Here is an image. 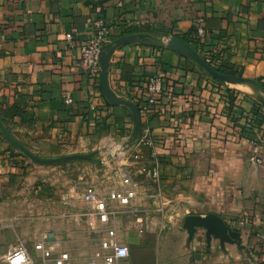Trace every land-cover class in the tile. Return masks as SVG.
Returning <instances> with one entry per match:
<instances>
[{"label":"crops","instance_id":"1","mask_svg":"<svg viewBox=\"0 0 264 264\" xmlns=\"http://www.w3.org/2000/svg\"><path fill=\"white\" fill-rule=\"evenodd\" d=\"M198 18L206 36L195 37L192 49L214 70L230 66L241 74L236 78L262 83L264 0H0L4 127L41 158L93 155L61 165L87 163L95 170L91 180H81L66 167L37 165L1 136L0 264L18 242L34 264H54L61 253L68 264H87L111 230L128 250L118 264H264V149L249 127L256 109L262 121L264 107L248 86L219 82L167 49L169 39L191 33ZM98 21L110 29L106 44L131 35L151 38L112 54L107 79L117 98L140 114L144 83L163 78V92L147 116L140 115L139 141L129 150V110L109 105L100 71L91 79L80 65V48ZM66 94L72 104L64 103ZM147 139L151 150L138 144ZM153 161L156 181L147 175ZM127 171L136 198L129 207L107 201L115 216L103 223L81 194L87 186L103 196L122 190ZM209 214L237 232L238 246L207 242L203 230L188 240L184 218ZM161 241L157 261L154 245ZM38 244L47 258L34 249Z\"/></svg>","mask_w":264,"mask_h":264},{"label":"built area","instance_id":"2","mask_svg":"<svg viewBox=\"0 0 264 264\" xmlns=\"http://www.w3.org/2000/svg\"><path fill=\"white\" fill-rule=\"evenodd\" d=\"M195 37L199 40L205 38L206 33L202 27V19L198 18L194 24ZM110 29L103 22L98 21L93 24L90 38L80 48V65L86 74L92 79L99 75L100 57L104 46L107 43ZM67 40H71L70 35H66ZM264 85V80L262 81ZM163 78L159 75L148 78L142 88V105L140 107V115L146 117L154 105L157 103L163 92ZM65 104H72V99L69 94L64 97ZM249 127L256 132L257 146L264 149V112L262 121L256 124L253 119L249 122ZM139 141V140H138ZM137 143V141H136ZM135 143V144H136ZM138 144L151 150L153 143L151 140H143ZM138 158V154L133 156ZM256 161H258L256 159ZM147 175L153 180L159 179V164L153 161ZM121 184L124 189L108 192L106 196L100 194L93 186H87L82 194L81 201L85 204L93 206L95 215L103 223H106L110 218H114V214L107 208V201L116 202L120 207H129L132 201L136 198L135 180L133 173L127 171L121 177ZM155 196H158L157 194ZM35 250L42 252L45 258L49 256V252L43 249V244H38L34 247ZM128 257L126 247L120 245L116 241L114 231L108 232L107 239L99 243L93 257L87 264H118L120 261ZM5 264H34L28 255L27 249L21 244L16 243L11 246L6 254L2 257ZM70 261L67 253H61L54 259V264H68Z\"/></svg>","mask_w":264,"mask_h":264},{"label":"water","instance_id":"3","mask_svg":"<svg viewBox=\"0 0 264 264\" xmlns=\"http://www.w3.org/2000/svg\"><path fill=\"white\" fill-rule=\"evenodd\" d=\"M151 39L146 35H131L119 38L109 44H106L103 48L100 57V86H101V94L105 101L113 106V107H125L129 110L133 130L129 137L127 143V150L131 149L136 141L139 138L141 131V118L138 111V108L131 104L128 101L117 98L115 94L110 90L107 79V72L110 66V60L114 51L126 44H144L146 40ZM167 49L173 52H176L181 57L191 60L194 62L199 68H201L206 74L214 78L215 80L227 84L234 85H243L248 86L253 90L256 97L260 101L261 105L264 107V97L262 95V90L259 86L248 79L244 78H236L232 76H226L221 74L214 69H212L192 48H190L183 41L172 37L169 39L167 43ZM0 135L2 138L16 151L22 154L25 158L30 160L31 162L42 165V166H53V165H61L70 162H82L90 160L93 155L81 156H66L56 159H45L41 158L37 155L30 153L27 149H25L19 142H17L11 134L6 130V128L0 122ZM101 163H99L100 165ZM183 230L187 232L188 240L190 241L194 236L197 230H203L205 232L206 241L209 242L211 238L214 240H218L220 245L228 244V245H239V235L236 231L230 230L224 222L213 214H209L204 217L189 215L183 220Z\"/></svg>","mask_w":264,"mask_h":264},{"label":"rangeland","instance_id":"4","mask_svg":"<svg viewBox=\"0 0 264 264\" xmlns=\"http://www.w3.org/2000/svg\"><path fill=\"white\" fill-rule=\"evenodd\" d=\"M232 88H237L238 90H241L242 92H246L248 94H251L250 91L241 89L240 87H232ZM132 159H134V158L132 157ZM66 164H70V163H66ZM58 166H61V167H58ZM45 167L53 168L54 170H58L59 168H63V167L65 168L66 166L65 165H53V166H45ZM66 168L69 169L70 174H73L74 176L78 175L81 178V180H91V178H93V176L95 174V170L93 169V167L87 163H74V164L71 163V165H68ZM96 178L100 179V183H102L103 180L100 178V176L96 175ZM113 179L116 180L118 178L114 177ZM162 243H163V241L157 242L154 245V254L156 255L157 261L159 260L158 251L161 248Z\"/></svg>","mask_w":264,"mask_h":264},{"label":"trees","instance_id":"5","mask_svg":"<svg viewBox=\"0 0 264 264\" xmlns=\"http://www.w3.org/2000/svg\"><path fill=\"white\" fill-rule=\"evenodd\" d=\"M179 39H181L184 43H186L191 48H193L195 51H197V47H196L197 44H196V40H195L196 38H195V31L194 30H192L191 33H189L186 36L179 37ZM191 64L194 66L193 63H191ZM215 70L219 71V72H221L223 74H226V75L235 76V77H241V74L239 72H236L234 70V68L230 67V66H222V68H217ZM257 83L264 90V85L260 81H257ZM253 115H254V122L256 124H260L261 123V118L259 117L258 109L254 110V114ZM0 122L2 123L3 126L5 125L4 120L0 119ZM0 137H1V135H0ZM10 148H12V147H10Z\"/></svg>","mask_w":264,"mask_h":264}]
</instances>
